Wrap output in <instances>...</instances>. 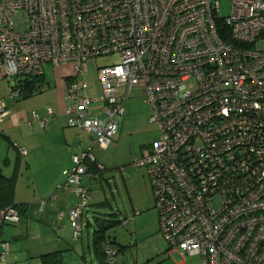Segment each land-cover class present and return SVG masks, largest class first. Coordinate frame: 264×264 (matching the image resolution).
Returning <instances> with one entry per match:
<instances>
[{"label":"built area","instance_id":"obj_1","mask_svg":"<svg viewBox=\"0 0 264 264\" xmlns=\"http://www.w3.org/2000/svg\"><path fill=\"white\" fill-rule=\"evenodd\" d=\"M101 56L116 60L98 70L100 98L71 79L65 111L93 144L50 198L64 189L82 197L68 213L74 238L90 201L83 178L94 176L90 163L105 169L93 150L110 148L126 102L143 97L160 136L133 165L148 171L170 251L202 264H264V0H232L225 17L221 0H0V86L10 97L48 65L73 64L80 76ZM8 114L0 97V124ZM49 117L35 112L30 125L47 128ZM1 219L22 216L9 206ZM0 244L6 264L10 244ZM104 249L117 264L120 251Z\"/></svg>","mask_w":264,"mask_h":264},{"label":"rangeland","instance_id":"obj_2","mask_svg":"<svg viewBox=\"0 0 264 264\" xmlns=\"http://www.w3.org/2000/svg\"><path fill=\"white\" fill-rule=\"evenodd\" d=\"M231 6L232 0H221V15L228 16ZM115 60L114 56L90 59L84 66V74L80 76L73 64L48 65L39 82L40 87L28 97L21 94L12 98L7 84H1L0 97L5 98L9 114L0 124V174L10 177L18 166L16 201L31 199L47 188L49 181L46 172L41 171L39 165L50 164L49 160L55 161L54 157H59L61 153L60 145L54 139L57 137H49L50 129H40L34 123L30 127L33 113L45 117L49 106L59 111L66 109L71 79L80 84L87 83L83 92L85 95L100 98L102 88L98 70L113 64ZM125 110L124 128L110 148L104 150L97 147L94 151L98 162L106 167L102 170L104 177L97 176L98 179L88 184L91 188L90 201L84 214L83 232L77 239L71 233L66 236L62 264H102L93 250L95 216L117 222L106 231L109 241H115L111 246L120 250L117 264H202L199 256L183 255L178 250L170 251L160 230L157 208L135 206L134 201L145 203L149 199L150 189H147L150 186L145 185L147 180L143 167L134 166L133 162L143 156L144 149L159 138L160 132L150 120L152 107L143 97L129 99ZM85 138L90 140L89 136ZM15 142L29 154L21 156L14 146ZM36 146L42 148L33 151ZM30 163L34 165L33 171H29ZM35 165H38L39 170H35ZM36 189L39 191L36 192ZM72 194L79 199L77 204L82 203V197ZM101 200L105 201V205L97 204ZM125 221L128 223L125 224ZM4 228L13 230L20 227L6 224ZM40 261L35 258L24 264H41ZM107 262L109 264L108 257Z\"/></svg>","mask_w":264,"mask_h":264},{"label":"crops","instance_id":"obj_3","mask_svg":"<svg viewBox=\"0 0 264 264\" xmlns=\"http://www.w3.org/2000/svg\"><path fill=\"white\" fill-rule=\"evenodd\" d=\"M53 109L55 111L54 117H49L48 114H46L45 116L47 118H50L47 128H42L38 122L34 123V125L36 124L40 129H50L49 137H57L54 139L56 143L60 145L59 150L61 153L59 157H54L55 161L49 160L50 164H44L41 166L39 165L41 171L46 172V177L49 181L47 188L44 189L43 192H40L38 196L36 195L31 199H25V201L20 199H18V201H16V199L14 200L16 204L32 205V208L23 215L21 222L13 224L19 226L20 228H15L13 230L5 229L4 225H6L7 223H1L0 211V241H7L10 244V252L7 256L6 264H24V262L35 258H39V260H41L40 263L43 264L41 259L42 255L57 251L62 252L63 258V252L66 249L62 248L67 245L66 236L71 233L74 237L73 228L71 226L68 213L69 210L75 207V205L79 202V199L76 198L74 194H72V192L66 189L61 190L58 193L57 199L52 200L50 198L55 192L56 187L65 183L66 177L64 176L63 171L74 166L72 157L74 155L81 154L83 152V149H86L93 144V135L87 132L80 131L79 129L69 127L67 125L65 115L66 109L60 111L55 108ZM124 122L125 120H123L121 131L124 128ZM30 127H33V125H30ZM85 136H89L90 140H87ZM152 144L153 143H151L148 148L144 150H149L152 147ZM41 148V146H36L34 147L33 151L39 150ZM95 149L96 148H94L93 151H95ZM28 168L29 171H33L34 165L30 163ZM36 169H38V165H35V170ZM143 169L144 177L147 180L145 181V185L146 187L150 186L147 189H150V196L149 199H146L145 203L143 201L141 202V200L139 202L134 200L133 201L135 206L137 205V207L139 205L147 209H155V200L153 197L154 193L149 174L146 168L143 167ZM103 172L101 174H97L96 177L99 176V178H103ZM96 177L85 175L83 178V184L91 189L88 184L93 181V179H98V177ZM85 181H87L88 183H85ZM18 188L19 183L17 179L15 197L17 196ZM38 191L39 190L36 189V192ZM42 199L47 200L46 205L43 209L39 207V203ZM103 203H105V201L101 200L97 202V204H99L100 206ZM62 213H64L65 216H61ZM97 218H99V216H95V219ZM126 222L128 223V221H125L124 223L126 224ZM6 232H8V234L10 235H8ZM1 249L2 246L0 244V251Z\"/></svg>","mask_w":264,"mask_h":264},{"label":"trees","instance_id":"obj_4","mask_svg":"<svg viewBox=\"0 0 264 264\" xmlns=\"http://www.w3.org/2000/svg\"><path fill=\"white\" fill-rule=\"evenodd\" d=\"M40 80H42V78H35L33 80L25 81L22 84L21 94L24 95V97H28L29 95L33 94L36 91V89L40 87V84H39ZM14 146L18 149L21 156H25L21 154L20 152V148L22 147H20L16 142L14 143ZM90 171L93 173L95 177L98 173L99 174L102 173V170H100L98 166L94 163L93 164L90 163ZM17 172H18V166L16 167L15 173L10 177L0 174L1 217H2V211L9 206H13L17 208L20 211L22 217L27 211H29L32 208L31 204H16L14 202L16 186H17V179H18ZM103 205H105V203L101 204V206ZM1 223L2 224L4 223L2 219H1ZM115 223L117 222L108 221L101 217L96 219V224H95L96 229L94 231V237H93V250H94L96 257L100 260L102 264H108L104 245L115 243V241L113 242L109 241V239L106 236V231L109 228L115 226ZM7 224H10V223H7ZM41 259H42L43 264H62L63 262L61 251L42 255Z\"/></svg>","mask_w":264,"mask_h":264}]
</instances>
